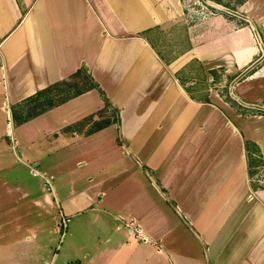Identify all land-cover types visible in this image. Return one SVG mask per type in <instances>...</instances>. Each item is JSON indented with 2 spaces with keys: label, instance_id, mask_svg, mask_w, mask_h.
Masks as SVG:
<instances>
[{
  "label": "crops",
  "instance_id": "crops-1",
  "mask_svg": "<svg viewBox=\"0 0 264 264\" xmlns=\"http://www.w3.org/2000/svg\"><path fill=\"white\" fill-rule=\"evenodd\" d=\"M210 5L166 62L141 33L186 0H0V264H264V0ZM194 61L221 78L188 91ZM78 71L97 86L16 123Z\"/></svg>",
  "mask_w": 264,
  "mask_h": 264
},
{
  "label": "trees",
  "instance_id": "trees-1",
  "mask_svg": "<svg viewBox=\"0 0 264 264\" xmlns=\"http://www.w3.org/2000/svg\"><path fill=\"white\" fill-rule=\"evenodd\" d=\"M219 1L220 0H216ZM159 27L150 28L143 31L141 34L148 38V40L153 44V46L158 50L160 56L166 61L170 62L174 60L177 55L169 53H164L161 49L158 48V43L156 40V32L161 31ZM184 47L179 51V53H183L190 49V42L188 37L185 39ZM195 63H200L198 61H194ZM204 66L200 63V71H204ZM178 77L183 84H186L190 80V75L185 74V70H182L178 73ZM206 76H204V79ZM97 86L96 83L92 80L89 74L83 75L81 71L76 72L70 80H65L62 82H58L44 90L38 91L32 97H29L24 103L19 104V108H14L13 117L16 123H22L28 121L47 110L60 105L62 103L67 102L68 100L88 91ZM188 91H192L193 88L187 86ZM109 103H106L108 105ZM92 117L86 118V120H91ZM111 123V118H104L97 123L91 125V127L87 130L88 133H93L98 131ZM259 154H255L250 161V169L251 173L252 167L257 164L260 159Z\"/></svg>",
  "mask_w": 264,
  "mask_h": 264
},
{
  "label": "rangeland",
  "instance_id": "rangeland-1",
  "mask_svg": "<svg viewBox=\"0 0 264 264\" xmlns=\"http://www.w3.org/2000/svg\"><path fill=\"white\" fill-rule=\"evenodd\" d=\"M210 3L211 0H186L188 13L187 18L181 19L180 22L169 24L166 27V30L164 29L155 33L158 48L161 49L164 53L168 52L169 55H172L174 54V52L184 47L185 42L183 41H185L184 33L186 29L189 26H193L195 24L197 25V23L199 24L202 21V19L200 18H206L207 16L212 14V6L210 5ZM208 67H211L210 64L208 65ZM208 67H205V71H200V63H193L191 68L187 72V75H190V77H196V79L194 81H188L186 82V84H189L188 86L194 88L196 91H201L205 88L206 83H208L207 81H205L204 76L213 75L214 79L212 81L214 82L221 78L222 74L219 75V73L217 72L218 68L215 70H211ZM219 70L224 72L223 68H219ZM240 75L241 73L232 74V76L229 75L225 79L227 80V82L221 83L223 85H227V87L220 86L219 89L230 90L232 88L233 81L237 79ZM242 79L243 76L240 77L238 80L241 81ZM40 178L41 176L35 178L36 181H31V184L37 186L41 185V187L46 188V186L44 185V180ZM61 226H63L62 222ZM61 236L62 230H60L59 232V239L61 238Z\"/></svg>",
  "mask_w": 264,
  "mask_h": 264
},
{
  "label": "built area",
  "instance_id": "built-area-1",
  "mask_svg": "<svg viewBox=\"0 0 264 264\" xmlns=\"http://www.w3.org/2000/svg\"><path fill=\"white\" fill-rule=\"evenodd\" d=\"M260 161L252 167V173L250 176V180L254 183L258 188L264 187V161L261 156H258ZM45 185L48 189H52L51 180L49 177H45ZM63 228L66 229V222H63Z\"/></svg>",
  "mask_w": 264,
  "mask_h": 264
},
{
  "label": "water",
  "instance_id": "water-1",
  "mask_svg": "<svg viewBox=\"0 0 264 264\" xmlns=\"http://www.w3.org/2000/svg\"><path fill=\"white\" fill-rule=\"evenodd\" d=\"M260 28H261V26H260ZM249 70H250V68L245 69V70L241 73V75H240L237 79H235V81H237L240 77H242V76H244L245 74H247V73L249 72Z\"/></svg>",
  "mask_w": 264,
  "mask_h": 264
}]
</instances>
